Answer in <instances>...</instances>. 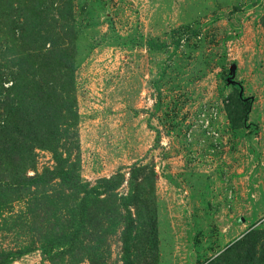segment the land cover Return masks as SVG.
I'll return each instance as SVG.
<instances>
[{
	"label": "rangeland",
	"instance_id": "1",
	"mask_svg": "<svg viewBox=\"0 0 264 264\" xmlns=\"http://www.w3.org/2000/svg\"><path fill=\"white\" fill-rule=\"evenodd\" d=\"M0 264H264V0H0Z\"/></svg>",
	"mask_w": 264,
	"mask_h": 264
},
{
	"label": "trees",
	"instance_id": "2",
	"mask_svg": "<svg viewBox=\"0 0 264 264\" xmlns=\"http://www.w3.org/2000/svg\"><path fill=\"white\" fill-rule=\"evenodd\" d=\"M240 100L242 101V102H244V104H246V110H245V117L246 116H248V114H249V111H250V108H251V104H252V101H251V99H249V98H245L244 97V95H243V93H241L240 94ZM38 176V175H37ZM34 178H31V180H33ZM134 225H131V227L132 228H134L133 227Z\"/></svg>",
	"mask_w": 264,
	"mask_h": 264
},
{
	"label": "water",
	"instance_id": "3",
	"mask_svg": "<svg viewBox=\"0 0 264 264\" xmlns=\"http://www.w3.org/2000/svg\"><path fill=\"white\" fill-rule=\"evenodd\" d=\"M234 71V70H233ZM231 83H233V81H231Z\"/></svg>",
	"mask_w": 264,
	"mask_h": 264
}]
</instances>
